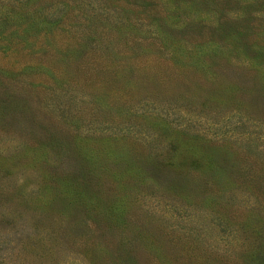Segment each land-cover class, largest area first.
Wrapping results in <instances>:
<instances>
[{"label":"rangeland","instance_id":"obj_1","mask_svg":"<svg viewBox=\"0 0 264 264\" xmlns=\"http://www.w3.org/2000/svg\"><path fill=\"white\" fill-rule=\"evenodd\" d=\"M54 1L37 0V4L55 5ZM86 1L68 0L84 11L83 20L99 16L107 27L119 19L112 14L119 7L109 0H95L110 8L108 12ZM150 1L158 6L138 11L143 17L138 28L143 32H129L114 47L224 51L225 69L214 71L219 81L198 79L195 100L164 98L168 101L163 104L191 114L207 111L216 119L232 111L220 128L232 129L236 136L220 145L198 138L207 142L181 147L170 163L164 159L153 170L151 159L162 160L167 149L157 153L145 143L133 144L130 133H124L130 122L126 118L133 116L115 110L129 106L135 111L137 106L141 121L136 123L159 132L153 119L158 115L155 105L141 104L146 89L139 96L131 87L127 91L133 92L131 97L114 102L112 95L105 96L104 86L70 78L39 91L23 85L29 77L0 70V235H10L20 250H7L10 257L5 262L0 258V264L12 260V264H75V259L91 264V243L118 244H110L104 231L110 230V217L121 213L131 226L139 223L154 233H144L146 243L161 246L160 253L140 257L142 264H264V126L253 120L262 117L264 122V95L259 93L264 67L258 65H264V0ZM4 7L22 9L18 3L13 7L3 1L0 8ZM71 20L66 16V22ZM152 21L161 23L169 36H154ZM100 36L95 35V50L113 49L115 39ZM251 57L254 60L249 61ZM0 67L12 70L1 53ZM189 78L197 79L195 73ZM41 103L45 105L40 107ZM199 123L205 126L204 121ZM212 149H217L221 164L200 158L199 153L206 157ZM110 206L114 211L107 215Z\"/></svg>","mask_w":264,"mask_h":264},{"label":"trees","instance_id":"obj_2","mask_svg":"<svg viewBox=\"0 0 264 264\" xmlns=\"http://www.w3.org/2000/svg\"><path fill=\"white\" fill-rule=\"evenodd\" d=\"M3 1L13 7L14 3H18L22 9L14 11L12 8H0V53L2 57L4 56L5 62L12 67V70L0 67V70L8 72L11 76L18 74L17 76L20 78L29 77V80L23 79V85L45 91L53 88L51 85L58 86L61 82L75 78L84 84L107 87L108 89L104 88L108 92L105 96L112 95L114 102L124 96L130 95L131 97L133 92L134 94L139 93L141 96L142 90H147L144 92V96L148 95V97H144L141 104L155 105V112L158 115H155L156 117L153 119L156 120L155 126L160 130L159 132L156 133L136 123L137 119L140 120L138 117L140 110L137 106L135 111H132L131 108L128 109L129 106L115 110L124 111V113L133 116L126 118L130 122L126 125L127 129L124 130V133H130L133 144L138 146L145 143L154 149L157 148V153L167 149L162 160L151 159L154 163H152L151 169L158 168L164 159L170 163L174 152L181 147L193 148L194 145L199 144L198 140L200 143H206L205 139L207 138L213 140L211 143H216L214 145H220L224 139L236 136V133L231 132L232 129L221 130L220 128L223 126L222 121L233 114L232 111L229 115H222L216 119L211 117L207 111L191 114L190 111L180 106H165L163 104L164 101H168L163 100L164 98H168L169 101L179 100L182 97L189 101L195 100L193 91L197 87L198 79L202 78L203 81L211 84L219 81V77L214 71L225 69L224 51H191V49L190 51H144L140 45L132 49L133 51H119L114 47L119 41L118 38L129 32H143V29L138 28V24L141 23L137 21L143 18L138 11L140 9L151 10L158 6L156 3H152L150 0H109V3L119 7V11L112 10V14L119 19L116 21L113 19V22H108V26L105 27L101 17L97 15L98 18H92L90 15L87 18L88 21L83 20V17H86L84 11L75 7L74 2L68 3V0H55V5L49 4L48 6L38 5L37 0H1V2ZM87 4H90L94 9L100 8L106 12L111 10L101 7L95 0H88ZM69 5H71L70 8H68ZM66 16L72 20L66 22ZM122 18H126L127 22L124 23L123 20L122 23ZM151 23L155 26L152 31L154 36L161 39L169 36L168 31L163 28L161 23L157 21ZM117 24L119 26L114 28V25ZM98 26L101 27V30H98ZM95 35H102L100 38H108L110 42L115 39L113 49L109 46L108 51H105V48L103 51H96ZM135 36L133 34V38ZM251 60H254L253 57L249 59V61ZM230 62L232 59L229 60ZM258 65L264 67L262 63ZM258 65L252 63V66L258 67ZM35 72L37 74H33ZM192 73L196 74L197 79L189 78V74ZM131 87H134V91L129 94L127 91ZM152 90H155L154 94L151 93ZM259 93L264 95V85H261ZM44 105L45 103H41L39 106L43 107ZM104 106H107L108 110H112L107 103ZM203 106L211 108L209 105L204 104ZM239 116L246 115L239 113ZM73 118L72 116V120L75 122L81 123L80 119L76 121ZM260 118L262 117H256L253 120L264 126V122L262 123ZM246 119L250 120V116H247ZM200 121L205 122L204 127L200 126ZM217 123H220V126L212 129ZM132 126L135 128L132 129ZM83 129L82 127L81 130ZM246 134L250 136L252 131H246ZM217 147L215 146V148ZM217 153V149H212L211 154H207L206 157L203 156V153L199 154L202 159H209L221 164L223 159ZM90 155L91 153H88V157ZM196 162V159L192 160V163ZM176 163L178 162L174 164ZM113 211L114 207L110 206L107 215ZM110 219L112 222V225L109 226L110 230L104 231V233L108 234L110 244L113 241L119 242L113 246H110L109 243L105 245L91 243L88 247L91 264H142L139 262L140 257L147 258L150 252H161L159 244L151 245L144 241L145 235H154L152 231L141 227L139 223L131 226L128 221H123L127 219L122 216V213L113 218L110 217ZM120 224H123V227L117 228L121 227ZM116 233H118V238L115 236ZM144 233L146 234L144 235ZM14 247L18 248L10 235H0V258L3 262L7 257H10L6 251ZM17 251H20L19 248ZM93 254L97 258H94ZM259 254L258 251V257ZM13 262L12 260L9 263ZM19 262L24 264L22 261ZM75 264L85 263L80 259H75Z\"/></svg>","mask_w":264,"mask_h":264}]
</instances>
